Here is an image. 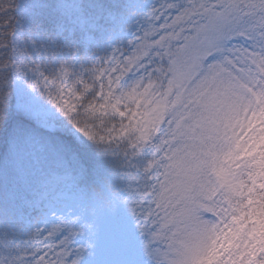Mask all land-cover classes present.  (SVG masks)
I'll return each instance as SVG.
<instances>
[{
  "label": "snow or ice",
  "instance_id": "obj_1",
  "mask_svg": "<svg viewBox=\"0 0 264 264\" xmlns=\"http://www.w3.org/2000/svg\"><path fill=\"white\" fill-rule=\"evenodd\" d=\"M0 264H264V0H0Z\"/></svg>",
  "mask_w": 264,
  "mask_h": 264
}]
</instances>
